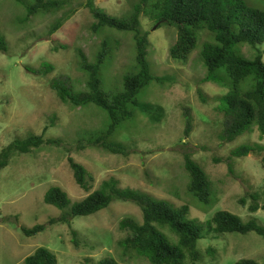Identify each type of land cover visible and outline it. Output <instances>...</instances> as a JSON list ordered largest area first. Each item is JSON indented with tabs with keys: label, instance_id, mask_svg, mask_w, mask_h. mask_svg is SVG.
Masks as SVG:
<instances>
[{
	"label": "rangeland",
	"instance_id": "obj_1",
	"mask_svg": "<svg viewBox=\"0 0 264 264\" xmlns=\"http://www.w3.org/2000/svg\"><path fill=\"white\" fill-rule=\"evenodd\" d=\"M33 1L0 0V35L8 44V50L0 52V153L16 140L43 134L45 139L41 148L29 154H14L10 165L0 171V264H23L39 248L52 251L59 264H97L105 259L119 264H150L123 246L131 232L124 230L121 223H143L142 210L134 202L115 201L95 215L74 218L71 224L48 226L51 219L63 213L45 203L50 189L58 187L66 192L70 208L88 195L77 185L69 157L91 175V192L115 180L119 189L165 200L176 208L187 205L189 217L202 223L226 211L244 222L256 219L264 226V211H249L252 194H259L258 203L264 205V138L254 127L231 143L222 140L225 120L217 110L224 109L219 99L228 90L213 82L204 83L207 70L200 56L202 45L187 61L172 60L170 50L177 42V29L158 27L142 14L141 30L148 34L150 43V71L157 77L170 76L173 81L153 82L137 98L140 103L163 107L165 118L154 124L137 111L109 138V143L122 145L130 155L95 147L79 150V142L88 145L107 132L109 116L94 104L75 107L63 103L51 83L57 79L76 93L87 91L88 78L79 68L80 56L75 50L81 49L94 62L107 41L102 90L108 95L122 91L124 77L139 69L134 35L108 28L95 33V19L86 7L88 0H72L58 13L28 18L27 6ZM135 2L138 0H95L99 8L116 18L128 17ZM244 3L264 10V0ZM69 10L76 13L50 36L51 26ZM211 40L209 34L201 36L202 43ZM261 49L264 51V45ZM242 52L248 59L254 57L248 46H243ZM48 67L53 70L46 74ZM187 111L191 118L189 137ZM53 139L61 140V146L47 144ZM242 145L261 151L235 159L232 152ZM186 153L209 176L213 187L211 206L201 204L187 190L190 176L185 170ZM36 225L48 227L34 237L23 233V228ZM209 233V228L204 227L198 242L199 259L187 257L186 264H236L242 260L264 264V237L254 232ZM166 234L175 240L170 232Z\"/></svg>",
	"mask_w": 264,
	"mask_h": 264
},
{
	"label": "trees",
	"instance_id": "obj_2",
	"mask_svg": "<svg viewBox=\"0 0 264 264\" xmlns=\"http://www.w3.org/2000/svg\"><path fill=\"white\" fill-rule=\"evenodd\" d=\"M72 0H34L27 6L29 17L40 13L53 14L63 10ZM86 7L95 19L92 28L95 33L108 28L134 35L136 45V61L138 72L124 77V89L115 94H107L102 90L101 72L106 64L108 42L103 43L94 62H90L81 49L75 50L80 56L79 68L87 75V91L76 93L59 80H53L51 88L56 91L63 103L75 107L94 104L105 110L109 116V129L102 136L85 145L79 142L77 148L86 150L95 147L116 155H130L120 144L109 143V138L123 124L132 120L137 111L144 114L154 124L165 118V110L151 103H140L138 95L153 82L164 84L172 82V77L154 76L147 60L150 46L148 34L141 30V15L148 16L158 27L169 25L175 27L178 33L176 44L170 50L174 61H187L189 56L201 46L200 56L207 70L204 83H216L228 91L219 101L224 103L223 110L217 111L223 115L225 123L221 135L223 141L231 143L240 136L252 131L254 127L264 138V60L262 46L264 45V10H258L245 5L244 0H138L133 4L131 14L125 18H116L99 8L95 0H88ZM76 10L67 11L58 18L49 29L53 36L64 26ZM203 33L212 38L202 43ZM248 46L254 52V57L248 59L242 52V47ZM8 44L0 35V52H6ZM53 68L45 69L46 74ZM188 127L186 137L190 135L191 118L186 113ZM47 131L45 128L44 132ZM61 140H48V145L60 147ZM45 144L44 134L16 140L0 153V171L10 165L14 154H29L33 149H39ZM258 147L242 145L232 152L235 159L248 157L258 153ZM185 170L190 181L187 190L197 201L205 206H211L212 184L208 174L193 160L189 153L184 155ZM77 185L88 193L87 197L71 206V200L61 188L54 187L45 195V203L55 206L61 211L59 218L51 219L48 226L71 224L76 217L95 215L111 206L115 201L134 202L142 210L143 223L137 224L125 220L121 227L129 229L131 235L124 240L123 246L127 252L135 253L145 258L150 264H186L187 257L192 261L199 259L198 242L202 239L204 227L216 235L238 233L242 235L254 232L264 237V226L256 219L244 222L239 216L226 211L217 212L206 223L189 217L190 208L184 205L176 208L165 200H156L149 195L131 189H119L115 180L102 184L98 190L91 192L88 179L91 175L72 157L68 158ZM264 169V160L262 161ZM253 204L249 211L254 214L264 211V205L258 203L259 194H252ZM46 225H36L33 228H23L27 237L43 233ZM170 232L175 240L166 234ZM209 233V235H210ZM77 243V242H76ZM23 264H59L57 256L46 248L37 249L28 256ZM97 264H119L115 260L105 259ZM236 264H257L254 260H242Z\"/></svg>",
	"mask_w": 264,
	"mask_h": 264
}]
</instances>
